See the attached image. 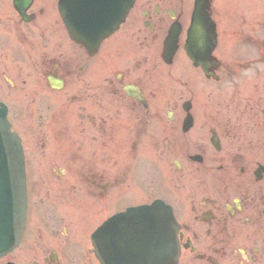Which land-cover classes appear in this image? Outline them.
<instances>
[{
    "label": "flooded vegetation",
    "instance_id": "flooded-vegetation-1",
    "mask_svg": "<svg viewBox=\"0 0 264 264\" xmlns=\"http://www.w3.org/2000/svg\"><path fill=\"white\" fill-rule=\"evenodd\" d=\"M190 4L134 0L125 22L94 52L70 37L58 0H0L7 56L35 60L36 72L67 84L61 95L40 87L41 149L27 157L25 236L0 264H99L94 228L113 210L159 196L180 224L179 264H264V24L256 29L242 17L229 27L226 8L217 4L219 37L261 47L246 66L236 52L220 61L216 77H184L191 111L200 115L192 133L181 132L185 113L170 116L180 110L177 102L158 101L152 71L94 69L127 47L137 68L159 66L170 28L179 24L186 37ZM128 83L139 87L142 100L126 93ZM214 132L221 148L209 155L202 142Z\"/></svg>",
    "mask_w": 264,
    "mask_h": 264
},
{
    "label": "water",
    "instance_id": "water-1",
    "mask_svg": "<svg viewBox=\"0 0 264 264\" xmlns=\"http://www.w3.org/2000/svg\"><path fill=\"white\" fill-rule=\"evenodd\" d=\"M209 3L196 0L192 31L200 34V40L194 33L191 45L196 53L191 56L197 65L202 63L204 51L208 54L215 44ZM74 6L76 1H70V17L79 12ZM84 17L88 22V16ZM169 43L172 57L176 45L172 40ZM24 179L21 140L11 131L6 110L0 109V253L12 248L21 235L26 203ZM94 240L105 264H175L179 255L171 209L160 201L116 215L96 231Z\"/></svg>",
    "mask_w": 264,
    "mask_h": 264
},
{
    "label": "rangeland",
    "instance_id": "rangeland-1",
    "mask_svg": "<svg viewBox=\"0 0 264 264\" xmlns=\"http://www.w3.org/2000/svg\"><path fill=\"white\" fill-rule=\"evenodd\" d=\"M241 4L239 5L238 13L244 16H251V5H249L251 0H241ZM262 8V7H261ZM68 46H64V49ZM131 51V49H130ZM132 53V52H131ZM128 49H125L123 54L119 57H113L111 64H107L106 68H101L106 73L113 71L117 68L126 67L129 63H131L132 55ZM3 61H0V100H5L8 102L13 108L11 111V120L13 122L14 128H16L20 134L23 136L26 148L31 155L34 151H39L41 149V139H40V116L39 114L43 111L39 104V92L40 85L43 84L42 80L36 79L35 77L27 78V74H29V70L31 71V76H36L35 72L29 68H26L24 65H20L22 63L17 64L19 61H15L12 58H9L5 52V55L2 58ZM177 66L181 67L183 58L180 57L178 59ZM184 62V61H183ZM176 68V65H175ZM183 68V65H182ZM161 68L157 69L160 70ZM169 69L174 70V67H170ZM182 70V69H181ZM144 71L143 68L138 72ZM4 74V76H3ZM6 76V79H5ZM15 79L18 83H20L21 89H23V82L29 81L32 83H28L27 89L24 90H15L10 89L8 86L9 80L14 82ZM162 80H164L162 78ZM165 81V80H164ZM166 85H169L166 83ZM170 91L173 93V89L177 92L173 93L172 101L178 100L180 101L182 97L180 96L183 93V86L180 83H170ZM30 93V97L32 100L28 103L26 96ZM177 96V97H176ZM29 99V97H28ZM35 101V102H34ZM168 99L166 100V102ZM171 101V98H170ZM165 104V103H164ZM44 106V105H43ZM26 260V259H25ZM27 261V260H26Z\"/></svg>",
    "mask_w": 264,
    "mask_h": 264
}]
</instances>
